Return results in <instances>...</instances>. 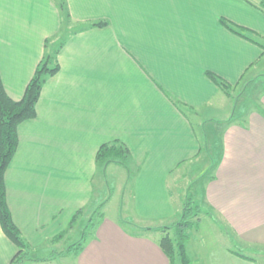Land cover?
Here are the masks:
<instances>
[{
  "label": "crops",
  "instance_id": "1",
  "mask_svg": "<svg viewBox=\"0 0 264 264\" xmlns=\"http://www.w3.org/2000/svg\"><path fill=\"white\" fill-rule=\"evenodd\" d=\"M64 2L72 20L65 34L53 0H0V77L13 101L22 98L44 42L66 38L35 118L17 129L4 176L7 206L29 254L66 240L73 217L106 186L109 170L138 219L179 215L185 179L197 176L203 160L208 166L198 200L241 244L264 245V88L255 110L239 121L229 113L231 98L206 76L236 88L256 69L264 73V47L254 39L264 41V0ZM96 22L107 25L87 28ZM114 141L130 152L128 170L110 163L101 172L96 153ZM97 172L104 180L95 179ZM193 190L197 195L196 184ZM145 229L135 235L98 216L75 264H169ZM16 253L0 228V264H11ZM29 256L35 264L60 257Z\"/></svg>",
  "mask_w": 264,
  "mask_h": 264
},
{
  "label": "rangeland",
  "instance_id": "2",
  "mask_svg": "<svg viewBox=\"0 0 264 264\" xmlns=\"http://www.w3.org/2000/svg\"><path fill=\"white\" fill-rule=\"evenodd\" d=\"M254 39L259 41L264 47V41H260L262 39ZM252 80H256V82ZM262 88H264V73L261 72L260 68L247 74L236 88H231L230 96H228L231 98L229 100V107L231 106L232 108H228L230 109L229 113H231V116L240 121L243 118V114L255 110L254 104ZM217 157L218 155L213 154L212 158L215 161ZM203 162L204 160L197 163V169L200 166L203 168L200 172L195 173L197 176H194L193 179L190 180L185 179V183L188 182L187 184H189V187L187 186L189 192L187 191L186 194L185 190V195L183 196L184 202L180 203L184 206V203L188 202L192 211L196 210L197 207L200 208L199 217L193 220L191 229L181 232L187 235V238L184 240V248L188 264H264V245L252 246L241 244L237 237L223 225L221 220L212 214V212L198 200L201 196L198 192V188L201 187L200 183L207 173L205 167L208 166L203 165ZM120 169V173L123 175L124 173L126 174V172H124L125 168H123L124 170L122 168ZM101 172L103 171L101 170ZM199 173H202L200 177ZM102 174L103 173L100 174L97 172L95 179L97 181H99V179L100 181L104 180ZM105 176L104 183H106V186H104L103 189H95L93 199L84 211H81V214L76 217L77 219L74 223L73 230L68 233L66 240L54 245L48 252L35 251L36 253L34 252L32 255H30L31 253L28 254V256L30 255L29 259H45L53 254H59L60 256V254L65 252L69 247L80 242L83 233L87 237V232L92 229V227H89L91 218H93V224H95V222L97 223L98 220V214L96 215V213L93 212H98L102 217L104 216L117 220L126 230L135 235L145 233V228H148L152 231L149 233V236L157 240H160L165 234H167L169 238H174L175 233L177 234L175 226L181 220V213L163 222L142 221L134 216L132 210L128 209L127 203L129 202V195L125 197L124 192H118L115 189L117 184H113V182L119 177H114L111 170L107 171ZM198 177L199 179H197ZM194 179H197V182H194ZM195 184L197 187V195L194 194L195 191L193 190V185L195 186ZM119 188L120 187L117 186V189ZM171 190L175 195L181 194L178 187L172 184ZM123 212H128V215H124L125 213ZM142 227H145L144 230L140 229ZM236 254L245 257L247 260L239 258ZM34 262L35 261L28 260L27 257L17 264H35ZM51 264H75V254L71 253L60 256ZM176 264L181 263L179 260H176Z\"/></svg>",
  "mask_w": 264,
  "mask_h": 264
},
{
  "label": "trees",
  "instance_id": "3",
  "mask_svg": "<svg viewBox=\"0 0 264 264\" xmlns=\"http://www.w3.org/2000/svg\"><path fill=\"white\" fill-rule=\"evenodd\" d=\"M53 1L55 2L61 16V33L65 34V31H67L69 26L72 24V20L70 19L64 0ZM221 24L234 35L245 40H250L247 39L248 37L243 35L242 32L237 31L226 21L221 20ZM106 25V22H96L89 24L87 28H101ZM65 39L66 38L58 37L55 41L49 40L44 42L43 55L37 64L31 79L25 87L22 98L19 101H13L7 96L0 77V228L5 237L17 249V253L13 257L11 264H17L26 259L29 254V247L15 226L7 206L4 176L17 150L18 127L22 123L35 118V107L44 84L59 71L60 66L57 57ZM206 76L216 86H218V88L221 89L225 95L230 96L231 88L227 86L226 83L212 73H206ZM130 159L131 155L127 147L117 141H114L112 143L103 144L99 147L95 157V164L96 168L100 170H103L110 163L119 164L128 170V163ZM97 214L99 217L101 216L98 212H96V215ZM199 214V207L192 211L188 202H185L181 211V220L175 226L177 234L175 233L174 238H169L167 234H165L158 241L157 245L168 259L169 264H176V260H179L181 264H188L184 248V240L187 238V235L182 234L181 232L191 229L193 220L198 219ZM76 217H78V215L73 217L70 227L75 223L77 219ZM93 226V218H91L89 227L93 228ZM63 236L64 234L59 235L57 240L63 238ZM85 238L86 235L83 233L81 241L69 247L63 254H79L83 250ZM236 256L247 260L241 255L236 254Z\"/></svg>",
  "mask_w": 264,
  "mask_h": 264
}]
</instances>
